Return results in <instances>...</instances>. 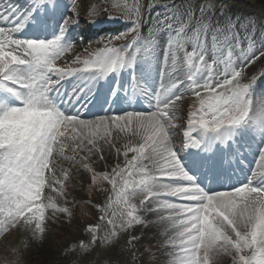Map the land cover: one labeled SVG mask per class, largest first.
I'll return each mask as SVG.
<instances>
[{"label":"snow or ice","instance_id":"6c2138e0","mask_svg":"<svg viewBox=\"0 0 264 264\" xmlns=\"http://www.w3.org/2000/svg\"><path fill=\"white\" fill-rule=\"evenodd\" d=\"M58 7V0H30L27 6L0 0V237L23 230L42 239L49 209L71 220L72 210L44 191L54 188L64 196L73 169H82L90 174V187L105 196L95 205L97 220L111 228L102 236L100 223H89L90 239L76 246L81 252L112 243L118 233H127V245L139 252L147 231L156 229L159 255L148 264H228L225 258L230 264H264V95L255 92L264 78V25L257 38L214 0L198 9L182 0L165 6L170 11L156 18L145 37L139 5L115 3L129 19L135 12L132 39L117 46L114 41L128 35L118 34L87 58L77 55L68 63L63 58L74 45L66 40L72 16L64 17L52 38L19 35L29 26L39 28L41 12L47 16ZM158 33L165 36L162 58L149 79L142 65L157 60ZM73 77L72 90H64L63 82ZM97 86L107 87L106 100L139 102L142 96L147 107L92 114L86 97ZM252 138L261 141V166L242 182L206 190L190 174L189 167L220 181L233 146ZM177 144L193 150L189 166ZM105 148L123 162L98 172L93 157L105 160ZM136 228L145 236L134 234ZM150 248L151 242L142 255H150Z\"/></svg>","mask_w":264,"mask_h":264},{"label":"rangeland","instance_id":"374dc122","mask_svg":"<svg viewBox=\"0 0 264 264\" xmlns=\"http://www.w3.org/2000/svg\"><path fill=\"white\" fill-rule=\"evenodd\" d=\"M15 1L20 6L24 3L23 0ZM63 2H65L64 5L68 6L71 11L67 13V16H72L75 20L74 23L77 24L75 28H77L76 36L78 40L74 42L72 50L66 53L63 58V62L70 63L77 55L82 59L87 58L89 52L98 47H102L103 43L118 34L127 33L128 35L125 39L114 41L117 46L129 38L130 40L132 39L133 34L130 32V27L131 19H135V12H132L131 19H129L121 14L122 9L113 7L115 3H119L121 6L132 5L134 3L139 5L140 14L144 22L141 30L142 35L148 37L150 34V25L155 22L157 17H162L166 12L170 11V8H166L165 6H170L173 3L180 5L182 0H63ZM204 2L205 0H196L195 2L191 0L194 9H198V3L201 5ZM214 3L217 8L225 6L226 9H229L230 13L234 14V18L238 17L243 24L249 25L256 32L257 38H259L260 26L264 25V13L262 12L263 8L261 5H254L249 0H214ZM74 6L78 9V13L75 12ZM196 15H199L198 10L196 11ZM88 19L91 22L107 20L112 23H123L126 29H121L115 34H103L97 37H90L89 31L86 30ZM241 34L243 35V32ZM164 41V34L158 33L157 38L153 40V44L160 45L157 53H155L157 60H152L150 65H142L149 79H153L157 75V61L159 56L162 58ZM68 42H70L69 39ZM257 69H259V64L257 65ZM104 83L106 85V82ZM74 84L75 78H69L63 82V89L71 91ZM105 91L107 92L106 86L98 98H96V94H90L91 98H86L88 109L96 115L119 113L120 111H113L111 109L113 101H110V99L106 100ZM255 92L257 98L264 95V78L257 81ZM93 98L98 99V106H94V103H91L93 101L91 99ZM126 101L125 106H128L129 99L126 98ZM188 106H190V102ZM96 109L98 110L97 112L95 111ZM84 115L86 118H92L90 114H86L85 112ZM112 135L115 137L116 132L113 131ZM253 140L258 144H252ZM122 143L123 141H119L118 146L122 145ZM260 144L261 141L257 138H252L246 142L245 151H250L252 148L251 153L255 154L252 158L253 165L250 167L251 170L259 171L260 169L259 157L256 159L257 155L255 152V149H257V153L259 152ZM129 155L131 156V153ZM253 159L256 160L257 164ZM93 161V166L96 171H110L111 167L115 166L116 163L123 162V156L118 157L114 150L109 151L105 148V160H99L97 157H93ZM64 167L67 168L68 165L65 163ZM72 177L71 184L67 188L64 196H60L54 188L45 189L44 195L51 196L59 207H69L74 214L73 218L69 220L65 214H53L52 210L49 209L46 212V232L42 239H33L30 232L25 234L23 230L18 234L7 236L6 239L0 237V264H133L134 260L135 264H148V262L158 257L159 254L154 248L150 249V255H142L148 249L149 242H151L152 246L156 243V229L147 231L146 238L140 241V244L144 247L139 252L127 245V233H118L112 240V243L96 246L88 250L87 254L76 248L81 240L87 243L90 239V235L85 231L89 223H100V235L102 236L107 235L111 226L105 225L97 220L100 213L95 208V205H102L105 202V196L90 192V174L84 172L82 169L79 172L73 169ZM104 187L108 188L110 185L107 186L105 183ZM93 192L97 191L93 190ZM89 201L92 207L87 206ZM145 232L146 230L144 229L136 228L134 234L137 236H145ZM25 241H27V247L23 246V242ZM137 247L139 248V245ZM13 248H18L19 252H13ZM133 253H135V256H133ZM160 259L163 260V257H160ZM225 260L230 264V258H225Z\"/></svg>","mask_w":264,"mask_h":264},{"label":"bare ground","instance_id":"6f19581e","mask_svg":"<svg viewBox=\"0 0 264 264\" xmlns=\"http://www.w3.org/2000/svg\"><path fill=\"white\" fill-rule=\"evenodd\" d=\"M42 16H43V14H42ZM259 167V166H258ZM259 169V168H258Z\"/></svg>","mask_w":264,"mask_h":264}]
</instances>
